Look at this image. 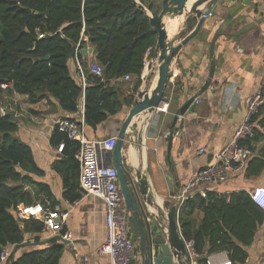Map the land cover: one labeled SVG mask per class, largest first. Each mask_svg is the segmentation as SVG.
Returning <instances> with one entry per match:
<instances>
[{
	"label": "crops",
	"instance_id": "obj_1",
	"mask_svg": "<svg viewBox=\"0 0 264 264\" xmlns=\"http://www.w3.org/2000/svg\"><path fill=\"white\" fill-rule=\"evenodd\" d=\"M157 1L159 0H145L146 6L138 2L150 12L147 5L149 2L153 3V11ZM244 1L212 0L199 7V10L203 7L210 8V16L204 19L198 32L180 48L171 61L169 79L160 105L153 114L147 115L145 122L146 151L138 153L129 145L133 137L125 138L124 155L128 169L142 167L154 196V205L163 211L175 205L177 218L180 211L177 196L191 176L210 166L215 155L231 141L234 131L246 117L245 100L257 91L264 78V0H253L236 12ZM184 18L183 15L175 20L176 31L183 27ZM193 30L194 28L187 35ZM212 42L213 55L210 57ZM85 51V64L88 65L94 60V51L89 46ZM152 56L153 50L147 52L144 63H150ZM211 62L215 65L214 75L208 87L200 94L207 81ZM155 71L156 68L153 72L143 68L139 87L143 83L142 78L148 74L152 89L156 80ZM135 83V79H120L109 83L126 103L120 113L109 117L95 129L85 125L84 134L87 140L117 137L133 105ZM196 94H200L196 99L198 103L195 100L183 116H178L175 125L177 132L172 138L171 159L168 160L166 139L171 131L173 118ZM8 98L10 99L6 105L2 106L0 102L1 108L14 113L18 124L16 137L31 148L34 162L41 171V175L31 176L34 183L29 186V190L31 189L36 199L34 203L47 200L52 207L66 215L64 232L71 235V240L70 247L62 246L59 264H74L76 257H87L88 264H110L107 255L97 253L106 235L103 202L91 196L81 198L80 169L78 179H68V183L59 171L60 168L55 167V163L62 159L61 153L50 145L52 131L58 122L68 118L77 120L79 114L84 113L83 99L78 111L69 114L60 110L53 100H43L31 105L25 97L17 94ZM254 121L260 125L261 130L256 131L254 138L250 140L253 153L245 168L239 173L229 174L223 183L207 185L210 192L229 195L233 192L251 191L256 187L264 189V168L258 174H253L263 161L260 151L264 148V127L260 122L264 124V106L258 109ZM77 195L79 199L75 200ZM125 211L128 216V230L138 256L144 251L141 249L140 232L144 221L138 210L132 215L125 205ZM148 211L156 213L153 207L148 208ZM193 217L197 227L202 214L196 211ZM179 234L181 236L180 230ZM49 238L52 237L42 235L39 242ZM39 242L33 244V237H30L27 244H33L29 245L32 248L39 245ZM28 249L18 250V255ZM246 251L248 259L245 264H264V223ZM210 260L211 264H222L228 259L225 253H217ZM190 262L198 264V258H190ZM132 264L143 262L134 260Z\"/></svg>",
	"mask_w": 264,
	"mask_h": 264
},
{
	"label": "trees",
	"instance_id": "obj_2",
	"mask_svg": "<svg viewBox=\"0 0 264 264\" xmlns=\"http://www.w3.org/2000/svg\"><path fill=\"white\" fill-rule=\"evenodd\" d=\"M138 1L146 6L145 0ZM152 8L149 2L147 9ZM155 43L156 33L134 0H0V86L7 84L8 96L25 97L31 105L53 100L69 114L78 111L83 99L84 122L92 129L120 113L126 103L109 85L111 81L130 76L136 80V92L146 53L153 50ZM87 46L102 67L100 78L92 76L85 64ZM45 56L49 59L41 61ZM76 61L82 68L85 88ZM17 131L14 113L4 111L0 117V253L3 248H11L4 264H59L63 249L57 240L32 248L22 245L30 237L36 244L45 234L40 222L19 221L14 215L18 206L35 204L29 190L34 183L31 176L41 175L31 148L16 137ZM62 142V159L55 167L69 183L68 179H78V145L70 142L56 125L50 145L57 147ZM246 144L252 150L250 141ZM260 155L263 161L253 174L264 168V148ZM78 199L79 195L75 197ZM196 211L202 214L197 227L193 217ZM263 223L264 214L243 191L194 196L183 203L178 215L182 238L194 240L198 264H206L207 258L217 253H225L230 264H245L246 248ZM25 248L29 249L18 255L17 251Z\"/></svg>",
	"mask_w": 264,
	"mask_h": 264
},
{
	"label": "built area",
	"instance_id": "obj_3",
	"mask_svg": "<svg viewBox=\"0 0 264 264\" xmlns=\"http://www.w3.org/2000/svg\"><path fill=\"white\" fill-rule=\"evenodd\" d=\"M147 64L148 62L144 63V69H146ZM76 68L81 75L82 87L85 88V77L77 61ZM88 69L92 76L102 77V67L94 60L89 62ZM131 79L130 76L123 77L124 81H130ZM0 88L2 91H6L9 86L3 84ZM195 103H198V101L196 100ZM245 105L246 117L234 131L231 141L215 155L210 166L191 176L177 196L179 208L182 207L185 201L194 196L205 198L210 192L207 185L223 183L229 174L239 173L245 168L248 159L253 153L246 143L254 138L256 131L261 130L260 125L254 121V116L258 109L264 106V78L260 82L257 91L245 100ZM3 115L4 111L2 110ZM79 115L76 121L61 120L57 123V127L58 131L65 134L70 142L78 145L75 159L80 169L79 188L81 198L91 196L101 200L104 204L103 215L106 235L97 253L107 255L110 264H132L134 260L137 262L142 261L147 258V255L141 252L140 255L136 256L135 245L128 230V216L125 211V203L117 173L110 164L109 155L114 150L117 138L108 137L95 141L87 140L84 134L85 122L83 113ZM55 150L58 153H62L64 142L60 143ZM247 194L252 203L264 214V189L256 187L251 191H247ZM14 215L19 221L32 219L40 222L43 226L42 232L49 237L61 236L63 240H71V235L64 232L66 215L55 208H51V204L48 201H45V204L20 205L15 210ZM184 244L189 258H197L194 252V240L184 241ZM10 251L11 248L2 249L0 253V262L2 264L8 259ZM211 257L212 255L207 258L206 264H211ZM150 262L153 263V258L150 259ZM74 264H88V258L76 257ZM222 264L230 263L226 260Z\"/></svg>",
	"mask_w": 264,
	"mask_h": 264
},
{
	"label": "water",
	"instance_id": "obj_4",
	"mask_svg": "<svg viewBox=\"0 0 264 264\" xmlns=\"http://www.w3.org/2000/svg\"><path fill=\"white\" fill-rule=\"evenodd\" d=\"M159 0L156 2L153 11H147L138 0H134L135 5L145 12L149 19V25L153 32L156 33V43L153 48L152 61L147 64L146 70L149 72L155 71V84L150 89L149 75L142 78V85L136 90L133 95V105L127 116L125 117L120 131L117 134L116 145L112 153H110V164L116 170L117 178L120 184V189L123 195L124 203L128 210L135 215L137 210L140 212L144 227L141 228V249L146 253L147 258L143 259V264H191L189 255L185 249L184 240L179 234L178 218L176 206H171L169 209L163 211L154 205V196L151 191L148 179L142 171V167L128 169L126 158L124 155L125 138L133 137L129 141L130 147L139 153L146 149V126L145 121L139 122L140 115L153 114L159 107L162 100L164 88L168 83L170 74V64L180 48L185 45L200 29L204 22V17L211 12L210 8L199 7L208 4L212 0ZM253 0H245L240 5L236 12L243 6L247 5ZM184 15L183 27L178 29L172 36L168 35L166 30V21H174ZM192 33L187 35L192 29ZM187 35V36H186ZM44 38H49L45 35ZM213 42L210 46V57L213 55ZM48 56H45L41 61H47ZM154 66V67H153ZM214 62L208 73V78L203 85L200 94L208 87L214 75ZM152 84V83H151ZM200 94L194 95L173 118L171 131L168 133L166 139L167 159L170 160V151L172 146V138L177 132L175 125L178 122V116H183L197 99ZM2 116V108L0 104V117ZM180 129L182 126L180 125ZM132 151V150H130ZM146 151V150H145ZM145 170V169H144ZM154 208L156 213H149L148 208ZM149 218V219H148ZM133 225L134 222H133ZM53 240L60 241L59 246H69V241L63 240L61 236H54L39 242L37 244H48ZM23 246L33 244H22ZM18 247L16 246L14 250ZM153 258V263L150 259Z\"/></svg>",
	"mask_w": 264,
	"mask_h": 264
},
{
	"label": "bare ground",
	"instance_id": "obj_5",
	"mask_svg": "<svg viewBox=\"0 0 264 264\" xmlns=\"http://www.w3.org/2000/svg\"><path fill=\"white\" fill-rule=\"evenodd\" d=\"M194 1L195 0H190L189 3L190 2H194ZM166 23H167L166 24V30L168 32V35L169 36H172L175 33V31H176V21L175 20L174 21H166ZM153 83H155V81ZM147 119H148V116L147 115L146 116L140 115L138 117L139 122H142V121H145L146 122Z\"/></svg>",
	"mask_w": 264,
	"mask_h": 264
},
{
	"label": "rangeland",
	"instance_id": "obj_6",
	"mask_svg": "<svg viewBox=\"0 0 264 264\" xmlns=\"http://www.w3.org/2000/svg\"><path fill=\"white\" fill-rule=\"evenodd\" d=\"M88 60H90V59H88ZM6 97H7V98H6ZM8 97H9V96H8L7 93H3V94H1V96H0V102H1L2 106L6 105V103H7L8 100L10 99V98H8ZM18 112H19V114L21 113L20 110H19Z\"/></svg>",
	"mask_w": 264,
	"mask_h": 264
}]
</instances>
